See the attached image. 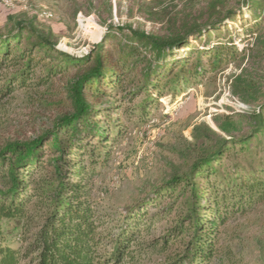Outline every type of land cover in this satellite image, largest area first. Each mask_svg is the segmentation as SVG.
Wrapping results in <instances>:
<instances>
[{"label": "trees", "instance_id": "16d2710c", "mask_svg": "<svg viewBox=\"0 0 264 264\" xmlns=\"http://www.w3.org/2000/svg\"><path fill=\"white\" fill-rule=\"evenodd\" d=\"M253 3L258 14L245 25L247 38L261 29L264 6ZM236 16L228 11L210 25L186 23L168 37L133 33L81 58L56 50L32 22L0 29V99L58 80L65 105L51 129L0 147V264H137L148 254L163 256L158 264H244L225 229L264 204L262 108L248 118L247 136L202 132L188 166L123 214L100 212L90 199L91 182L122 134L116 119L123 106L146 95L139 110L148 121L164 89L180 94L181 85L234 63L241 51L228 31L219 35L223 19ZM156 208L161 212L152 215ZM162 216L172 217L166 228L144 240ZM10 224L20 230L19 246L6 239Z\"/></svg>", "mask_w": 264, "mask_h": 264}, {"label": "rangeland", "instance_id": "374dc122", "mask_svg": "<svg viewBox=\"0 0 264 264\" xmlns=\"http://www.w3.org/2000/svg\"><path fill=\"white\" fill-rule=\"evenodd\" d=\"M253 2L264 6V0H0V29L17 21L32 22L56 50L76 58L99 45L111 50L130 40L133 33L168 37L186 23L210 25L228 11L237 14L234 20L223 19L226 29L222 28L219 35L222 40L223 31H228L227 38L241 51L234 63L197 83L181 85L180 94L173 96L162 89L148 121L139 110L146 95L123 106L116 119L122 134L112 148L108 165L91 182L90 199L100 212L119 216L154 196L172 173L188 166V155L203 142L202 132L212 134L209 129L226 139L250 134L253 128L248 118L264 109V8L260 31L248 38L243 32L248 21L253 22L251 16L258 14ZM63 99L58 80L0 99V147L31 140L51 129L55 118L65 111ZM260 143L264 154V139L260 138ZM159 212L161 208H156L151 214ZM163 218L144 240L163 232L172 217ZM4 230L8 242L19 246L20 230L13 224ZM225 230V241L231 240L234 253L244 264H264V204L243 218L230 220ZM163 259L148 254L138 255L136 261L158 264Z\"/></svg>", "mask_w": 264, "mask_h": 264}]
</instances>
